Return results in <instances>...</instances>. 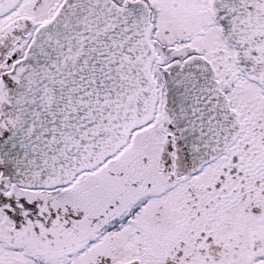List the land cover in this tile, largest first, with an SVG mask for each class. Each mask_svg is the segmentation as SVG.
<instances>
[{
    "label": "snow or ice",
    "instance_id": "1",
    "mask_svg": "<svg viewBox=\"0 0 264 264\" xmlns=\"http://www.w3.org/2000/svg\"><path fill=\"white\" fill-rule=\"evenodd\" d=\"M0 264H264V0H0Z\"/></svg>",
    "mask_w": 264,
    "mask_h": 264
}]
</instances>
